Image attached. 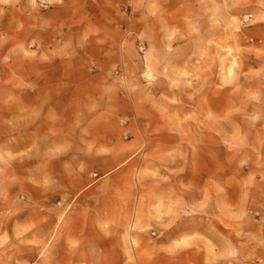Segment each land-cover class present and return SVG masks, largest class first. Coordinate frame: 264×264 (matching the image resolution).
Here are the masks:
<instances>
[{"label": "rangeland", "instance_id": "rangeland-1", "mask_svg": "<svg viewBox=\"0 0 264 264\" xmlns=\"http://www.w3.org/2000/svg\"><path fill=\"white\" fill-rule=\"evenodd\" d=\"M232 1L0 0V264H264V0Z\"/></svg>", "mask_w": 264, "mask_h": 264}, {"label": "bare ground", "instance_id": "bare-ground-1", "mask_svg": "<svg viewBox=\"0 0 264 264\" xmlns=\"http://www.w3.org/2000/svg\"><path fill=\"white\" fill-rule=\"evenodd\" d=\"M230 3H232V6L228 9V11L232 12L236 10V7H238V5L234 6L232 0H230ZM262 26H263L262 24L256 23L252 26V29H258L259 27H262ZM233 29H234V26H231L227 29L225 42L223 44L225 49L222 50V52L220 51L219 53L220 54V66H221L220 68L222 72L226 75H233L239 70V68L248 66L250 62L256 61L254 58L252 59V61H242L239 54L235 50V44H234L235 41L233 39V35H234ZM259 37L260 36L256 32H252L250 34V38H252L253 40ZM225 101H226L225 94L222 93L221 91L215 90L212 93V96L210 99V102L212 103L211 108L213 110L212 119H211L212 120L211 127L217 131L218 129H220L221 134L223 131L222 125L228 122L226 121V119H221V121L218 120L219 118L224 117L223 110H224L225 105L227 104L225 103ZM235 124L236 123H233L232 126H234ZM234 128L235 130L237 129V127H234ZM223 157H224V153L220 152L217 156V160H221Z\"/></svg>", "mask_w": 264, "mask_h": 264}]
</instances>
